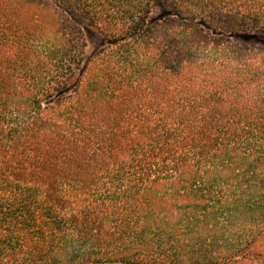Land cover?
<instances>
[{
    "label": "trees",
    "instance_id": "obj_1",
    "mask_svg": "<svg viewBox=\"0 0 264 264\" xmlns=\"http://www.w3.org/2000/svg\"><path fill=\"white\" fill-rule=\"evenodd\" d=\"M162 2L0 0V264H264V0Z\"/></svg>",
    "mask_w": 264,
    "mask_h": 264
},
{
    "label": "rangeland",
    "instance_id": "obj_2",
    "mask_svg": "<svg viewBox=\"0 0 264 264\" xmlns=\"http://www.w3.org/2000/svg\"><path fill=\"white\" fill-rule=\"evenodd\" d=\"M152 3V17H158L160 15H162L163 11H164V3L162 2V0H151ZM254 34H258L259 36H261V38L264 40V33H262L261 31H253ZM83 38L86 41V48H85V53L86 55L91 54L101 43V35H99V33L96 31V29H84L83 31ZM78 73V72H77ZM76 73V74H77ZM75 77L71 79V82L74 81ZM247 259L246 261H243L242 263H246V264H253L251 261H249Z\"/></svg>",
    "mask_w": 264,
    "mask_h": 264
}]
</instances>
